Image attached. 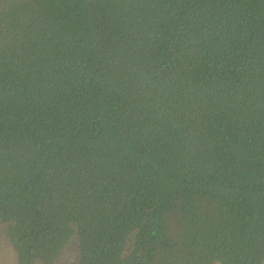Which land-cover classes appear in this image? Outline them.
Masks as SVG:
<instances>
[{
	"label": "trees",
	"instance_id": "obj_1",
	"mask_svg": "<svg viewBox=\"0 0 264 264\" xmlns=\"http://www.w3.org/2000/svg\"><path fill=\"white\" fill-rule=\"evenodd\" d=\"M0 223L16 264H264V0H0Z\"/></svg>",
	"mask_w": 264,
	"mask_h": 264
},
{
	"label": "rangeland",
	"instance_id": "obj_2",
	"mask_svg": "<svg viewBox=\"0 0 264 264\" xmlns=\"http://www.w3.org/2000/svg\"><path fill=\"white\" fill-rule=\"evenodd\" d=\"M2 229L3 225L0 223V264H16V258L12 247L6 241L4 234L2 233ZM173 229H176V226H173ZM77 245L78 239L75 238L66 248L62 258L57 264H73L77 260L79 254Z\"/></svg>",
	"mask_w": 264,
	"mask_h": 264
}]
</instances>
